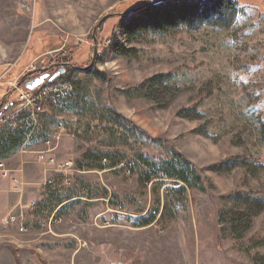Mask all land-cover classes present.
<instances>
[{"label":"rangeland","instance_id":"rangeland-1","mask_svg":"<svg viewBox=\"0 0 264 264\" xmlns=\"http://www.w3.org/2000/svg\"><path fill=\"white\" fill-rule=\"evenodd\" d=\"M153 1L0 0V113L45 73L64 69L46 86H70L47 94L33 134L0 128L25 137L0 162L28 163L35 187L26 221L0 229V264H264V0H238L228 30L117 27L121 6ZM172 150L205 184L183 204L167 190L183 183H141L142 158ZM144 215L155 221L140 227Z\"/></svg>","mask_w":264,"mask_h":264},{"label":"trees","instance_id":"trees-1","mask_svg":"<svg viewBox=\"0 0 264 264\" xmlns=\"http://www.w3.org/2000/svg\"><path fill=\"white\" fill-rule=\"evenodd\" d=\"M238 0H155L147 3L137 12H133V8L120 7L119 14L114 17L117 18V27H123L124 30L132 34L136 29L146 27L150 30L164 31L167 28H174L177 26H185L188 29H196L201 25H209L221 30H228L235 18ZM251 5L258 7V1L252 2ZM114 52H118L115 41H113ZM122 51V50H121ZM91 67V66H89ZM100 76V74L95 73ZM31 76V75H30ZM56 81L51 82L50 84ZM1 111V107H0ZM112 123L118 120L129 125L127 129L133 134L138 132L145 133L136 127L133 123H129L120 114L115 111L107 113ZM23 133L9 132L4 138L0 139V148H5V151L12 150L24 142ZM142 165L149 169L145 171L141 179V183H152L159 186H164L167 183H183L178 188H168L167 190L175 199L182 202L187 200V189H200L205 187L204 181L196 169V167L181 154L172 150V154L166 159H158L150 156L142 158ZM118 164H113L111 168L117 167ZM262 195V194H257ZM255 195L256 197H258ZM144 211L136 212L141 215ZM173 214L167 205L157 222H169V218ZM155 216L146 217L144 215L138 221L140 227L150 225L155 221ZM256 242V241H255ZM254 240L251 243L255 244Z\"/></svg>","mask_w":264,"mask_h":264},{"label":"built area","instance_id":"built-area-1","mask_svg":"<svg viewBox=\"0 0 264 264\" xmlns=\"http://www.w3.org/2000/svg\"><path fill=\"white\" fill-rule=\"evenodd\" d=\"M66 87L70 88V86H67L66 84L63 86L55 84L54 86L49 87L46 86V83H44L36 90L30 91L26 88L20 89L18 86H14L17 91V99L15 102L6 103L3 106L2 112L0 113V128L3 125L13 127L18 126L19 128H23L25 131L29 132L30 135L33 134L37 126L38 116L44 112V100H46L47 94L54 92L57 93L58 97L63 96L64 94L60 95L61 89ZM69 93H72L70 89ZM9 112L11 113L8 114ZM46 146L48 148L50 146V142L47 141ZM46 153H48V149L47 151L45 150L39 153L38 162L43 165L51 166L55 161L53 159H48L45 155ZM71 166V163L66 162L64 164H60L59 169L67 170ZM12 173L13 171L6 167L5 162H0L1 178L6 179Z\"/></svg>","mask_w":264,"mask_h":264},{"label":"crops","instance_id":"crops-1","mask_svg":"<svg viewBox=\"0 0 264 264\" xmlns=\"http://www.w3.org/2000/svg\"><path fill=\"white\" fill-rule=\"evenodd\" d=\"M28 163L21 162V167L19 169L20 172L12 173L8 176V178L3 179L0 177V229L7 228L8 224L14 226V223L11 222V219H15V225H21L29 216L28 212L31 211L33 202H30L28 195L31 196L33 193L32 189L29 188L31 185L30 182H27L23 172L26 170V166ZM23 167V168H22ZM22 177L24 184L20 185L19 188V181L21 182ZM16 180L17 182H14ZM38 184H36V187ZM6 230V229H5ZM8 243L12 244L13 241L12 235L7 236ZM18 248H22L21 246L17 245Z\"/></svg>","mask_w":264,"mask_h":264},{"label":"water","instance_id":"water-1","mask_svg":"<svg viewBox=\"0 0 264 264\" xmlns=\"http://www.w3.org/2000/svg\"><path fill=\"white\" fill-rule=\"evenodd\" d=\"M139 9H136V10H133V12H137ZM113 15L112 14H108L104 17H102L97 26L94 28L93 32H95L98 28H100L103 23L109 19L110 17H112ZM96 53V50L94 51ZM94 63V60L92 62V65ZM64 73V69H60L59 71H57L55 74L53 75H50L49 73H45L43 75H41L40 77L38 78H35L33 80H30L26 83H24V87L27 89V90H30V91H34L36 90L39 86L43 85L45 83L46 80H49V81H53L55 80L56 78H58L60 75H62ZM23 82V80H22ZM117 264H121V263H117Z\"/></svg>","mask_w":264,"mask_h":264},{"label":"bare ground","instance_id":"bare-ground-1","mask_svg":"<svg viewBox=\"0 0 264 264\" xmlns=\"http://www.w3.org/2000/svg\"><path fill=\"white\" fill-rule=\"evenodd\" d=\"M97 56H100V54L96 55V57H97Z\"/></svg>","mask_w":264,"mask_h":264}]
</instances>
